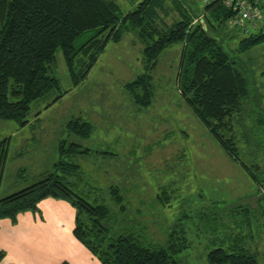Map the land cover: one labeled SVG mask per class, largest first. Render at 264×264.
I'll return each mask as SVG.
<instances>
[{"label":"rangeland","instance_id":"374dc122","mask_svg":"<svg viewBox=\"0 0 264 264\" xmlns=\"http://www.w3.org/2000/svg\"><path fill=\"white\" fill-rule=\"evenodd\" d=\"M114 1L124 11L132 5V0ZM183 2L195 9L196 15L206 6L204 0ZM212 19L222 44L250 79V96L242 101L241 111L227 132L234 137L236 159L224 152L185 104H180L183 96L177 74L184 41L173 43L159 57L154 73L158 100L145 108L134 103L124 85L145 70L143 46L137 36L126 33L121 42H108L86 80L77 87H72L58 51L52 72L61 80L60 91H68L57 98L60 91L53 90L32 101L24 124L0 119V140L8 138L10 149L0 197L40 180L61 159L75 162L89 184L77 180L73 188L91 196L89 200L97 198L109 206L114 214L113 229L139 231L159 244L167 243L168 232L178 218L186 213L194 216L192 221L182 219L183 226L189 227L197 220V210L207 209L210 199L222 197L251 208L248 215L245 211L230 212L227 219L239 221L242 244L264 264V43L238 51L242 39L251 34ZM263 27L264 19L254 32ZM79 117L93 124L89 137L69 132V122ZM64 139L66 147L76 142L80 149L92 151L62 154ZM112 187L119 188L124 197L126 208L122 211ZM44 207L47 209L39 202L27 212L40 214ZM10 220L13 245L0 251V264H16L18 249L28 243H19L23 238L19 217ZM200 228L190 236L192 246L179 256L181 264H210L208 252L222 245L206 240L207 232Z\"/></svg>","mask_w":264,"mask_h":264},{"label":"trees","instance_id":"16d2710c","mask_svg":"<svg viewBox=\"0 0 264 264\" xmlns=\"http://www.w3.org/2000/svg\"><path fill=\"white\" fill-rule=\"evenodd\" d=\"M204 2L205 8L198 9L196 15L183 0H132L126 11L114 0H0V119L24 124L32 101L61 90V80L52 72L58 51L72 87H77L86 80L108 42L119 43L126 33L140 40L145 70L124 87L136 105L149 107L158 100L154 73L160 55L173 43L184 41L177 74L183 96L180 104H185L224 152L236 159L234 137L227 132L241 111L242 101L250 96V79L222 44L212 18L230 26L237 10L226 6L224 0ZM259 2L264 12V0ZM230 28L251 34L242 39L238 51L264 43V27L258 33ZM67 91H60L57 98ZM68 127L69 132L81 137H89L93 130V124L81 117L71 120ZM65 144L64 139L60 144L62 154L92 151L88 147L80 149V143ZM9 150V139L0 140V188ZM80 170L75 162H55L54 170L40 180L0 197V219L16 220L45 198H62L76 208L74 236L103 264H181L179 256L192 246L182 219L194 216L186 213L178 218L166 244L150 241L139 231L120 230L114 225L113 229L114 214L109 206L97 202V198L89 200L91 196L73 188L77 180L89 184ZM111 192L119 211L124 210L119 188L112 187ZM220 198L210 199L207 209L195 213L207 239L222 244L208 252L207 260L210 264H260L241 242L244 234L239 221L227 219L230 212L245 211L248 215L251 208ZM60 264L71 263L65 260Z\"/></svg>","mask_w":264,"mask_h":264},{"label":"crops","instance_id":"0c3cea01","mask_svg":"<svg viewBox=\"0 0 264 264\" xmlns=\"http://www.w3.org/2000/svg\"><path fill=\"white\" fill-rule=\"evenodd\" d=\"M40 205L47 206L40 214L26 211L18 215L19 225L23 226V238L19 243L26 240L28 243L18 249L20 254H16V264H60L65 260L71 264H103L74 236L76 210L70 203L64 199L48 197L40 201ZM189 219L192 221V218ZM7 220L10 218L0 219V236L3 238L0 251L8 250L13 245L14 227L11 220ZM198 222L199 219L194 220L188 227L189 236L194 229H201Z\"/></svg>","mask_w":264,"mask_h":264},{"label":"built area","instance_id":"2783aa9c","mask_svg":"<svg viewBox=\"0 0 264 264\" xmlns=\"http://www.w3.org/2000/svg\"><path fill=\"white\" fill-rule=\"evenodd\" d=\"M226 6L237 10V14L230 18V26H236L243 31L253 30L259 20L264 19V12L259 0H224Z\"/></svg>","mask_w":264,"mask_h":264}]
</instances>
